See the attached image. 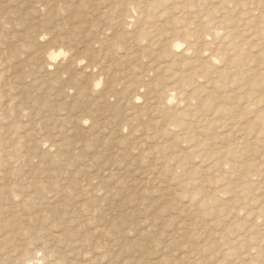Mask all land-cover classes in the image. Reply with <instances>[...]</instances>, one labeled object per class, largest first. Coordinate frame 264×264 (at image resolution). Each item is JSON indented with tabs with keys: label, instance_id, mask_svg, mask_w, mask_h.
I'll return each instance as SVG.
<instances>
[{
	"label": "rangeland",
	"instance_id": "1",
	"mask_svg": "<svg viewBox=\"0 0 264 264\" xmlns=\"http://www.w3.org/2000/svg\"><path fill=\"white\" fill-rule=\"evenodd\" d=\"M263 32L264 0H0V264H264Z\"/></svg>",
	"mask_w": 264,
	"mask_h": 264
},
{
	"label": "bare ground",
	"instance_id": "2",
	"mask_svg": "<svg viewBox=\"0 0 264 264\" xmlns=\"http://www.w3.org/2000/svg\"><path fill=\"white\" fill-rule=\"evenodd\" d=\"M251 34H254V32L251 33ZM255 34H257V33H255ZM255 34H254V35H255ZM254 35H253V36H254ZM257 35H258V34H257ZM260 35H262V34H259V36H260ZM263 35H264V32H263ZM253 36H252V37H253ZM238 37H239V36H238ZM238 37H237V38H238ZM255 37H256V36H255ZM261 37H262V36H261ZM38 38H39V37H38ZM234 38H236V37L234 36ZM237 38H236V39H237ZM241 38H242V37H241ZM238 39H239V38H238ZM250 39H251V38H250ZM260 39H261V38H260ZM245 40H248V39H245ZM258 40H259V39H258ZM261 40H262V39H261ZM261 40H260V41H261ZM236 41H238V40H236ZM242 41H243V39H242ZM242 41H241V42H242ZM249 41H250V40H248V42H249ZM251 41H252V39H251ZM251 41H250V42H251ZM238 42H239V41H238ZM242 43H243V42H242ZM253 43H254V42H252V44H253ZM261 43H263V42H261ZM255 44H256V42H255ZM259 44H260V43H259ZM227 46H228V45H227ZM256 46H257V45H256ZM261 46H262V44H261ZM243 47H244V46H243ZM245 47H247V46H245ZM257 47H258V46H257ZM229 48H230V47H229ZM263 48H264V47H263ZM225 49H226V48H225ZM227 49H228V48H227ZM240 49H242V48H240ZM240 49H238V50H240ZM245 49H246V48H245ZM173 50H174V49H173ZM243 50H244V49H243ZM236 51H237V50H236ZM173 52H175V51H173ZM228 52H229V51H228ZM231 52H232V51H231ZM239 52H240V51H239ZM182 53H183V52H182ZM184 53H185V52H184ZM242 53H243V52H242ZM41 54H42V53H41ZM45 54H46V53H45ZM45 54H44V55H45ZM237 54H239V53H237ZM235 55H236V52H235ZM40 56H42V55H40ZM40 58H42V57H40ZM51 58L54 59V58H55V55H52ZM51 58H50V56H46V55H45V59H46L45 61H47L48 64H51V63L49 62V60H50ZM42 61H43V60H42ZM47 63H46V64H47ZM73 63H75V62H73ZM46 64H45V66H46ZM52 64H53V63H52ZM54 64H55V63H54ZM56 64H57V63H56ZM61 64H62V63H61ZM65 65H67V64H65ZM65 65H64V66H65ZM41 66H42V65H41ZM47 66H48V65H47ZM59 66H62V65L58 64L57 67H59ZM73 66H74V65H73ZM261 66H262V65H261ZM53 67H54V66H53ZM71 67H72V65H71ZM0 68H1V67H0ZM34 68H35V67H34ZM34 68H33V69H34ZM48 68H49V66H48ZM55 68H56V67H55ZM60 68H61V67H60ZM41 69H43V68H41ZM44 69H45V68H44ZM262 69H263V68H262ZM49 70H50V69H49ZM53 70H54V69H53ZM263 70H264V69H263ZM40 71H41V70H40ZM62 71H63V70H62ZM62 71H61V72L59 71V72L62 73ZM86 71H87V70H86ZM219 71H220V70H219ZM37 72H38V71H37ZM47 72H48V71H47ZM229 72H230V71H229ZM225 73H226V72H225ZM62 74H63V73H62ZM227 74H228V72H227ZM229 74H230V73H229ZM231 74H232V73H231ZM231 74H230V75H231ZM220 75H221V73H220ZM35 76H36V75H35ZM62 76H63V75H62ZM84 76H85V75H84ZM86 76H89V75H86ZM59 77H60V76H59ZM89 77H90V76H89ZM54 78H55V77H54ZM254 78H255V77H254ZM254 78H253V79H254ZM32 79H33V78H32ZM87 79H88V78H87ZM258 79H259V78H258ZM41 80H42V79H41ZM255 80H256V79H255ZM89 81H90V80H89ZM256 82H257V81H256ZM0 83H1V82H0ZM259 83H260V82H259ZM92 85H93V83H92ZM131 85L133 86V83L130 84L129 87H130ZM90 86H91V85H90ZM132 86H131V87H132ZM133 87H134V86H133ZM133 87H132V88H133ZM19 89H20V88H19ZM92 89H93V88H92ZM129 89H130V88H129ZM129 89H128V90H129ZM133 90H134V89H133ZM65 91H66V90H65ZM129 92H130V91H129ZM131 92H133V91L131 90ZM132 95H133V94H132ZM131 98H133V97H131ZM134 98H135V97H134ZM7 99H8V98H7ZM132 103H133V101H132ZM136 103H137V102H136ZM10 107H11V106H10ZM29 116H30V115H29ZM235 125H236V124H235ZM12 132H13V131H12ZM15 133H16V132H15ZM53 136H54V135H53ZM9 137H10V136H9ZM55 137H56V135H55ZM60 141H61V140H60ZM8 142H9V141H8ZM61 142H62V141H61ZM6 143H7V142H6ZM38 143H39V142H38ZM38 143H37V144H38ZM41 143H42V142H41ZM60 144H62V143H60ZM37 146H38V145H37ZM55 146H56V145H55ZM58 146H59V145H58ZM34 147H36V146H34ZM36 148H37V147H36ZM40 148H41V147H40ZM32 149H33V148H32ZM37 149H38V148H37ZM0 150H1V149H0ZM29 150H30V149H29ZM30 151H31V150H30ZM60 153H61V152H60ZM6 154H7V153H6ZM43 154H44V153H43ZM47 154H48V153H47ZM56 157H57V156H56ZM18 158H19V157H18ZM22 160L25 161V159H22ZM29 160H30V159H29ZM5 161H6V160H5ZM8 161H9V160H8ZM30 161H31V160H30ZM20 164H22V163H20ZM28 164H29V163H28ZM6 166H7V165H6ZM12 170H13V169H12ZM22 171H23V170H22ZM13 172H14V171H13ZM46 172H47L46 174L49 173L48 171H46ZM51 172H52V171H51ZM5 173H7V172H5ZM10 173H11V172H10ZM65 173H66V172H65ZM56 174H57V173H56ZM50 175H51V174H50ZM58 175H59V174H58ZM0 176H1V175H0ZM46 176H47V175H46ZM51 176H53V175H51ZM8 177H9V176H8ZM28 177H30V176H28ZM13 178H14V177H13ZM43 178H44V177H43ZM53 178H54V177H53ZM51 179H52V178H51ZM51 179H50V180H51ZM59 179H60V178H59ZM47 180H48V179H46V181H47ZM2 181H3V180H2ZM39 181H40V180H39ZM64 181H66V180H64ZM69 181H70V179H69ZM53 182L55 183L56 181H55V180H54V181H50V183H53ZM70 182H71V181H70ZM40 183H41V182H40ZM40 183H38V184H40ZM67 183H68V181H67ZM71 183H72V182H71ZM71 183H70V184H71ZM43 184H44V183H43ZM45 184H47V185H45V186H48V183H45ZM52 185H53V184H52ZM67 185H68V184H67ZM86 185H87V184H86ZM13 186H14V185H13ZM15 186H16V185H15ZM41 186H42V185H41ZM41 186H40V187H41ZM65 186H66V185H65ZM69 186H70V185H69ZM87 186L90 187V185H87ZM28 187H30V186H28ZM51 187H52V186H51ZM66 187H68V186H66ZM44 188H45V187H44ZM91 188H92V187H91ZM20 189H22V188H20ZM39 189H40V188H39ZM93 189H94V188H93ZM96 189H97V188H95V190H96ZM27 190H28V189H27ZM57 190H58V189H57ZM84 190H85V189H84ZM2 191H3V190H2ZM14 191H16V189H15ZM35 191H37V190H35ZM53 191H54V190H53ZM63 191H65V190H63ZM90 191H91V190H90ZM10 192H12V191H10ZM37 192H39V191H37ZM40 192H41V193H44V191H42V189L40 190ZM80 192H81V191H80ZM86 192H87V191H86ZM88 192H89V191H88ZM1 193H2V192H1ZM1 193H0V194H1ZM3 193H4V195H5V191H3ZM8 193H9V192H8ZM61 193L64 194V192H62V191H61ZM61 193H59V195H60ZM83 193H84V191H83ZM83 193H82V195H83ZM14 194H15V193H14ZM33 194H34V193H33ZM33 194H31V196H32ZM45 194H46V193H45ZM51 194H53V193H51ZM56 194H58V193H55V195H56ZM1 195H2V194H1ZM6 195H8V194H6ZM10 195H11V194H10ZM26 195L29 196V194H26ZM26 195H24V196H26ZM47 195H48V194H47ZM89 195H90V194H89ZM14 196H16V195H14ZM60 196H62V195H60ZM85 196H86V195H85ZM3 197H4V196H3ZM3 197L0 196V198H3ZM6 197L8 198L9 196H6ZM6 197H5V198H6ZM58 197H59V196H58ZM78 197H79V196H78ZM89 197H90V196H89ZM17 198H18V197H17ZM26 198L29 199V197H26ZM76 198H77V197H76ZM17 200H19V199H17ZM86 200H88V199H86ZM48 202H50V201H48ZM23 203H24V202H23ZM20 205H21V204H20ZM49 207H50V206H49ZM47 208H48V207H47ZM111 225H112V224H111ZM25 250L27 251L28 249L25 248ZM28 251H29V250H28ZM250 252H251V251H250ZM32 257H33V258H36V257H34V256H32ZM26 259H28V258H26ZM22 260H23V259H22ZM31 260H32V259H31ZM24 261H25V259H24ZM26 262H27V261H26ZM31 262H32V261H31ZM22 263H23V262H22ZM33 263H34V262H33ZM20 264H21V263H20Z\"/></svg>",
	"mask_w": 264,
	"mask_h": 264
}]
</instances>
